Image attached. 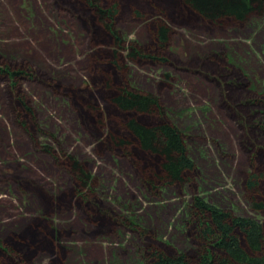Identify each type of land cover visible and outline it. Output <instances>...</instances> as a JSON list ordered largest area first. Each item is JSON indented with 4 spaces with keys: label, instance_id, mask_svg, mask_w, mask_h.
Returning a JSON list of instances; mask_svg holds the SVG:
<instances>
[{
    "label": "rangeland",
    "instance_id": "374dc122",
    "mask_svg": "<svg viewBox=\"0 0 264 264\" xmlns=\"http://www.w3.org/2000/svg\"><path fill=\"white\" fill-rule=\"evenodd\" d=\"M111 4L120 67L84 0H0V66L21 71L0 72V264H148L154 246L195 254V194L264 223L253 206L264 199V9L213 22L183 0ZM131 45L165 59L131 57ZM110 80L153 93L181 129L195 165L182 182L154 187L161 159L133 139L113 144L123 120Z\"/></svg>",
    "mask_w": 264,
    "mask_h": 264
},
{
    "label": "trees",
    "instance_id": "16d2710c",
    "mask_svg": "<svg viewBox=\"0 0 264 264\" xmlns=\"http://www.w3.org/2000/svg\"><path fill=\"white\" fill-rule=\"evenodd\" d=\"M84 1L112 34L114 41L112 58L114 63L120 67L119 48L123 45V40L114 28V20L119 10L118 4L105 7L102 5V0ZM183 1L187 7L213 22L224 18L242 21L251 13L264 9V0ZM157 26V38L160 46H163L168 40L169 28L163 23ZM130 55L131 57L165 59V57L146 52L137 46L133 47ZM0 72L15 78L21 73L19 69H12L6 65L5 67L0 66ZM107 82L109 88L113 90L110 96L112 105L123 120L118 125L119 131H114L111 126L110 139L113 144L127 147L133 143V139L144 152L161 159V170L157 171L159 173L154 176L155 180L146 177L151 183L156 181L154 187L159 181L162 183L182 182L186 177V172L194 168V160L187 151L181 129L161 116L163 111L159 99L150 92L129 88L127 85L115 88L111 80ZM20 97L22 107L25 105L27 107L23 96ZM28 108L30 110V107ZM140 115H156L158 118L155 122H151L141 119ZM72 165L77 179L85 180V177H81V174L85 172L81 163L73 160ZM258 184V174L252 172L248 178V187L255 188ZM253 206L256 209L264 208V199H253ZM191 212L193 222L195 221L194 235L200 245L195 254L187 251L171 253L154 246L148 254V264H264V223L261 220L249 215L236 214L200 194L194 195ZM2 246L0 242V247ZM8 246L5 249L14 250L10 245Z\"/></svg>",
    "mask_w": 264,
    "mask_h": 264
},
{
    "label": "flooded vegetation",
    "instance_id": "af4514ba",
    "mask_svg": "<svg viewBox=\"0 0 264 264\" xmlns=\"http://www.w3.org/2000/svg\"><path fill=\"white\" fill-rule=\"evenodd\" d=\"M122 40H124V39L122 38ZM130 47H131V49H130ZM129 49H130V50H129V54H130L131 50L133 49V46H132V45L129 46ZM5 75H7V74H5ZM7 76H8V75H7ZM8 77H9V76H8ZM9 78H10V80H11V77H9ZM14 80H15V79H13V81H11V84H12V85L14 84V86H15L16 83H15ZM12 85H11V86H12ZM14 86H13V87H14ZM20 96H21V94H20ZM20 98H21V97H19V98H17V99H18L19 101H21ZM21 105H22V101H21ZM83 180H84V179H83ZM83 180H82V181H83ZM85 180H86V179H85ZM63 195H64V194H63ZM61 197H62V195L59 197V199H60Z\"/></svg>",
    "mask_w": 264,
    "mask_h": 264
}]
</instances>
